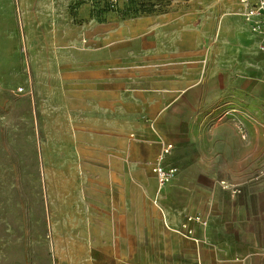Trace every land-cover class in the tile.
I'll use <instances>...</instances> for the list:
<instances>
[{
    "label": "rangeland",
    "instance_id": "374dc122",
    "mask_svg": "<svg viewBox=\"0 0 264 264\" xmlns=\"http://www.w3.org/2000/svg\"><path fill=\"white\" fill-rule=\"evenodd\" d=\"M114 1L121 8L126 0ZM160 1L164 10L136 16L152 23L143 35L157 37L162 53L210 66L215 76V104L180 108L181 115L198 118L197 132L222 128L226 143L239 147L228 156L235 170L259 156L264 167V52L259 42L247 44L248 35L255 42L242 16L250 6L244 0ZM96 2L0 0V264H58L54 248L65 251L71 243L70 210L87 228L82 261L123 264L130 251L118 202L121 187L135 177L127 153L136 134L124 131L113 143L108 128L116 122L122 129L131 111H100L96 95L106 80L61 78L73 58L88 55V40L101 43L108 14L123 17L116 10L92 16L103 8ZM205 77L199 86L208 85ZM95 233L107 238L103 251L94 247Z\"/></svg>",
    "mask_w": 264,
    "mask_h": 264
},
{
    "label": "crops",
    "instance_id": "0c3cea01",
    "mask_svg": "<svg viewBox=\"0 0 264 264\" xmlns=\"http://www.w3.org/2000/svg\"><path fill=\"white\" fill-rule=\"evenodd\" d=\"M137 20L108 14L101 43L94 47L88 40L82 63L73 58L61 72L62 82L78 75L106 80L107 88L96 95L100 111H131L132 121L122 129L116 122L108 128L113 143L124 131L136 134L129 141L134 151L127 153L129 173L135 177L121 187L118 202L121 234L131 247L123 264H264L262 156L235 170L228 156L239 147L226 143L222 128L197 132L198 118L181 115L185 107L215 104L212 69L187 65L176 52L162 53L158 38L141 32L152 23ZM253 37L255 42L248 35V46L259 42L260 48L262 38L257 33ZM218 72L225 79L224 68ZM201 75H208L207 86L196 82ZM166 144L172 148L162 163L179 171L159 185L153 162ZM196 215L208 223L190 221L193 234L187 235L181 225Z\"/></svg>",
    "mask_w": 264,
    "mask_h": 264
},
{
    "label": "built area",
    "instance_id": "2783aa9c",
    "mask_svg": "<svg viewBox=\"0 0 264 264\" xmlns=\"http://www.w3.org/2000/svg\"><path fill=\"white\" fill-rule=\"evenodd\" d=\"M244 1L250 4L251 8L248 9L247 12L243 13V19L248 21L252 30L262 38L260 49L264 51V0ZM171 148V144H166L163 147L160 155L153 162V171L156 175L157 180L159 181V185L170 181V179L174 178L179 171L178 166L166 165L165 163H162L163 155L169 152ZM262 190H264V187L262 188ZM193 220L203 225L208 223L207 218L203 215H196V217L188 216L181 225V230L187 235L193 234L192 229L189 226V222Z\"/></svg>",
    "mask_w": 264,
    "mask_h": 264
},
{
    "label": "bare ground",
    "instance_id": "6f19581e",
    "mask_svg": "<svg viewBox=\"0 0 264 264\" xmlns=\"http://www.w3.org/2000/svg\"><path fill=\"white\" fill-rule=\"evenodd\" d=\"M81 182H83L82 177H81ZM73 212L74 211L71 210L69 211L70 229L69 227L66 228V235L71 237V243L67 244L65 251H60L57 247L54 248L56 253L55 260L56 262L58 261V264H88L86 260L82 261V259L88 257V252H87L88 235L86 233L87 232L86 224L83 221L82 224H80L79 221H76L73 218ZM94 238H95L94 247L103 251V247L107 244L106 242L107 238L105 237V235L95 233ZM114 252H116L115 253L116 255L118 254L116 246Z\"/></svg>",
    "mask_w": 264,
    "mask_h": 264
},
{
    "label": "trees",
    "instance_id": "16d2710c",
    "mask_svg": "<svg viewBox=\"0 0 264 264\" xmlns=\"http://www.w3.org/2000/svg\"><path fill=\"white\" fill-rule=\"evenodd\" d=\"M101 2L103 8L95 10L94 13H92V16L97 17L101 16L105 11L116 10L120 16L136 17L141 14H153L164 10V5L161 4L160 0H158V2H155L154 0H126L121 8L118 6L117 1L111 2V0H98L96 3L101 5Z\"/></svg>",
    "mask_w": 264,
    "mask_h": 264
}]
</instances>
